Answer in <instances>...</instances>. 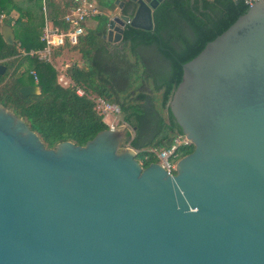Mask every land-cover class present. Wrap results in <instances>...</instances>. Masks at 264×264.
Instances as JSON below:
<instances>
[{
  "label": "water",
  "instance_id": "1",
  "mask_svg": "<svg viewBox=\"0 0 264 264\" xmlns=\"http://www.w3.org/2000/svg\"><path fill=\"white\" fill-rule=\"evenodd\" d=\"M160 1L113 0L102 37L151 30ZM181 71L167 106L192 150L173 174L136 160L126 123L46 148L0 104V264H264V0Z\"/></svg>",
  "mask_w": 264,
  "mask_h": 264
},
{
  "label": "trees",
  "instance_id": "2",
  "mask_svg": "<svg viewBox=\"0 0 264 264\" xmlns=\"http://www.w3.org/2000/svg\"><path fill=\"white\" fill-rule=\"evenodd\" d=\"M67 2L53 5V16L63 13ZM104 6L110 11L115 7L113 0ZM247 6L244 0H162L152 11V29L125 25L118 43L121 48L113 50L102 37L107 15H98L93 29H85L84 46L76 47L80 62L65 70L69 85L62 86L50 63L21 53L43 46L38 39L43 23L40 0H0L2 21L11 25L14 35L13 45H6L0 36V64L6 67L0 75V104L21 118L44 147L52 148L65 140L83 145L108 128L93 101L101 97L118 108L120 123L134 127L128 141L145 167L156 162L149 148L168 147L181 135L167 106L181 79V65ZM11 10L17 16L12 17ZM23 85H36L39 93L23 96L18 92ZM191 150V144L176 149L179 157Z\"/></svg>",
  "mask_w": 264,
  "mask_h": 264
},
{
  "label": "built area",
  "instance_id": "3",
  "mask_svg": "<svg viewBox=\"0 0 264 264\" xmlns=\"http://www.w3.org/2000/svg\"><path fill=\"white\" fill-rule=\"evenodd\" d=\"M248 5L254 0H244ZM49 0H40L41 11L43 14V23L40 27L39 41L43 43V46L38 49H29L28 51L21 50L22 54H28L30 56H36L38 60L50 63L53 65L52 55L55 50L69 47L71 50H76L80 45V37L83 36L86 21L99 14L96 5L92 0H72L71 4L66 10L58 16H51L48 13ZM3 15L0 14V19ZM56 20L58 23H53ZM33 76L34 82L37 81L33 71H30ZM75 93L82 94L79 88L75 89ZM95 105L104 111H118V108L106 102L101 97L93 99ZM110 127H113L112 125ZM190 142L183 136L177 135L173 138L170 146L165 148H149L150 152L158 163L167 173L173 174L175 168V162L178 156L176 151L179 146L189 145ZM147 156V155H146ZM146 156L143 158L145 159ZM140 164L141 161L137 160Z\"/></svg>",
  "mask_w": 264,
  "mask_h": 264
},
{
  "label": "rangeland",
  "instance_id": "4",
  "mask_svg": "<svg viewBox=\"0 0 264 264\" xmlns=\"http://www.w3.org/2000/svg\"><path fill=\"white\" fill-rule=\"evenodd\" d=\"M94 2H99V7H103L106 2H108V0H94ZM49 13V12H48ZM96 21V19H89L88 21H86L87 23H94ZM77 54V57L76 55ZM54 57V55H52V58ZM79 54L78 53H73L72 51H68V52H64L62 53L60 56L57 57V59L54 61L53 60V65L57 70V82L62 85V86H67L69 85V82L66 81V79H64V77H62V75L65 76V70L72 64H77L80 62V59H78ZM23 67L20 69L22 70ZM96 98V97H95ZM94 98V99H95ZM95 108L99 111V113L103 116V120L105 121V123H109L108 126H118L121 123V113L119 111H115V109H113L112 111H102L100 108H98L95 105ZM179 158V154L177 156V159ZM176 159V161H177Z\"/></svg>",
  "mask_w": 264,
  "mask_h": 264
},
{
  "label": "crops",
  "instance_id": "5",
  "mask_svg": "<svg viewBox=\"0 0 264 264\" xmlns=\"http://www.w3.org/2000/svg\"><path fill=\"white\" fill-rule=\"evenodd\" d=\"M109 1V0H108ZM92 2H94V0H92ZM95 3V2H94ZM107 3V2H106ZM58 4V6L59 7H61L62 5H63V0H49V2H48V12H49V15H53V12H52V7H53V5L54 6H56ZM70 4H71V2L68 0V2H67V8L70 6ZM95 5H96V8H97V10L99 11V14L98 15H107L108 14V12L110 11L108 8H106L105 6H103V7H99V2H96L95 3ZM113 10H115V7H114V9ZM2 15V14H1ZM10 15L12 16V17H15V16H17V12L15 11V10H11V12H10ZM98 15H96V16H98ZM96 16H94V17H92V18H90V19H96ZM89 20V19H88ZM87 20V21H88ZM3 21H2V19H0V24L2 23ZM96 22H97V19H96V21L93 23H87L86 22V25H85V29L87 28V29H93V27L96 25ZM86 30H84V34H83V36L82 37H80V46L82 47V46H84L83 45V43H84V37H85V32ZM109 43V42H108ZM108 48L110 49V50H113L114 48H121V46L119 47V44L118 43H109V46H108ZM68 51H72L73 53H78L79 54V57H78V59H80V57H81V54H80V52L79 51H77V49L76 50H71L69 47H64L63 49H59V50H57L56 52H54L53 53V55H54V57H53V60L55 61L56 59H57V57L58 56H60L62 53H64V52H68ZM76 55V57H77V54H75ZM53 67H54V65H52ZM55 68V67H54ZM56 69V68H55ZM62 77H64V79H66V81L67 82H69V80H68V78L66 77V76H64V75H62ZM106 124H108L109 125V123H106Z\"/></svg>",
  "mask_w": 264,
  "mask_h": 264
},
{
  "label": "flooded vegetation",
  "instance_id": "6",
  "mask_svg": "<svg viewBox=\"0 0 264 264\" xmlns=\"http://www.w3.org/2000/svg\"><path fill=\"white\" fill-rule=\"evenodd\" d=\"M126 1V0H125ZM129 9V7L127 6V10Z\"/></svg>",
  "mask_w": 264,
  "mask_h": 264
}]
</instances>
